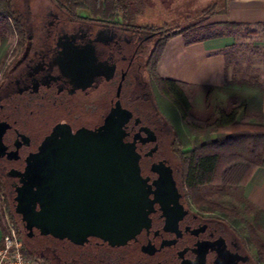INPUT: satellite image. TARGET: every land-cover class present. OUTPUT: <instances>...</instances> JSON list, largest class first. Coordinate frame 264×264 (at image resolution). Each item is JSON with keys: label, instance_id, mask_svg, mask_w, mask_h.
<instances>
[{"label": "flooded vegetation", "instance_id": "obj_1", "mask_svg": "<svg viewBox=\"0 0 264 264\" xmlns=\"http://www.w3.org/2000/svg\"><path fill=\"white\" fill-rule=\"evenodd\" d=\"M58 13L57 9L49 8L45 18L50 19L39 24L40 28L26 23V44L16 59L18 63L0 82V121L9 124L2 141L7 147L6 151L17 149L18 156L11 160L0 157L13 165L5 171L7 175L10 169L22 171L24 158L36 151L54 125H68L72 132L79 128L94 129L100 125L117 99L115 92L119 84L121 106L132 114L127 100H130V106L133 100L123 97V87L135 83L142 89L145 99L148 98L146 85L149 74L144 79L140 73L142 69L148 70V63L151 68L154 64L156 70L158 59L155 63L152 60L156 54L155 34L144 31L129 33L106 23L71 20ZM153 39L151 49L144 56L147 42ZM21 106L27 110V117L35 121L33 125L28 126L25 118L17 116ZM7 107H12L16 112L5 114ZM136 118L139 119L137 123ZM149 120V117L142 120L133 114L127 123L126 140H131L140 131L141 138L136 141V150L141 155L140 172L151 181L157 176L150 170L153 163L170 165L167 158H154L159 152V132ZM143 128L153 132L154 141H145ZM35 142L38 143L34 145ZM150 151L151 154H147ZM170 168L179 194L177 202L180 208H162L158 202H154L153 211L148 215L149 226L142 228L133 239L121 246H111L96 237H89L83 244L52 237L58 247H39L46 262L254 264L250 252L241 245L233 230L220 220V211L197 208L191 199L183 197L181 175L177 168ZM9 176L14 190L18 180Z\"/></svg>", "mask_w": 264, "mask_h": 264}, {"label": "trees", "instance_id": "obj_2", "mask_svg": "<svg viewBox=\"0 0 264 264\" xmlns=\"http://www.w3.org/2000/svg\"><path fill=\"white\" fill-rule=\"evenodd\" d=\"M52 1L58 14L67 19L106 23L129 33L155 34L154 63L168 39L175 35L181 36L185 44H192L232 36L240 28L247 34L254 33L246 24L210 21L214 16L226 14V0H205V4L198 6L196 3L193 8L195 0ZM151 11L162 19L160 24L140 22L143 17L150 18ZM10 34H15L17 45L24 48L26 22L21 19L15 0H0L2 58L6 55L3 49ZM192 88H205L206 92L195 96ZM146 91L148 98L145 99L142 89L133 83L123 87L122 94L131 97L133 103L130 106L127 100L128 107L142 120H145L144 110L162 118L169 132L168 164L177 168L181 175L183 197L191 199L197 208L219 210L220 220L233 230L254 258V264H264V210L243 193L254 169L264 167V112L260 106L264 76H233L218 86L200 87L162 77L153 64ZM255 104L257 111L252 109ZM166 108L173 109V115H167ZM247 115L253 120L247 119ZM6 162L0 159V212L6 209L16 224L22 239V253L34 258L37 264H48L39 247L31 244L21 219H15L18 214L12 209L14 190L12 178L3 166ZM34 233L40 236L36 230Z\"/></svg>", "mask_w": 264, "mask_h": 264}, {"label": "water", "instance_id": "obj_3", "mask_svg": "<svg viewBox=\"0 0 264 264\" xmlns=\"http://www.w3.org/2000/svg\"><path fill=\"white\" fill-rule=\"evenodd\" d=\"M120 88L119 84L117 99L100 125L72 132L58 123L24 158L22 171H8L18 180L14 211L29 237L36 230L74 244L96 237L121 246L149 226L154 202L162 208H180L170 166L153 163L150 170L156 178L150 181L142 176L141 155L136 150L141 134L138 131L131 140L125 139L133 114L121 106ZM8 128L7 122L0 121V157L17 159V149L6 151L2 141ZM142 130L145 141L155 140L152 131Z\"/></svg>", "mask_w": 264, "mask_h": 264}, {"label": "crops", "instance_id": "obj_4", "mask_svg": "<svg viewBox=\"0 0 264 264\" xmlns=\"http://www.w3.org/2000/svg\"><path fill=\"white\" fill-rule=\"evenodd\" d=\"M226 8V14L214 16L210 21L246 24L254 31L252 45L264 48V0H227ZM172 38L168 39L156 62V72L160 76L200 87L218 86L230 78L226 56L228 49L236 44L235 34L192 44H185L181 36ZM260 106L264 112V94L260 96ZM243 193L250 202L264 210V167L254 169ZM1 235L0 225V239Z\"/></svg>", "mask_w": 264, "mask_h": 264}, {"label": "rangeland", "instance_id": "obj_5", "mask_svg": "<svg viewBox=\"0 0 264 264\" xmlns=\"http://www.w3.org/2000/svg\"><path fill=\"white\" fill-rule=\"evenodd\" d=\"M196 3L198 6H200V5L205 4V0H195L194 5L191 8L195 7ZM15 4H16L19 14L21 15V19H23V21L26 23H31L33 27H36V28H40L41 26L39 24H42L46 19L49 18V17L45 18L46 11L49 8L54 11H56L57 9L52 0H15ZM149 14H151L150 18L145 19V17H143L140 19V22L157 23V24H160L162 22L161 21L162 19H160L158 15L153 14L152 11L149 12ZM248 30H252V29L248 28ZM235 35L237 36L236 44L232 46L230 49H228L227 56H226L227 62H228V68L230 71L229 79H231L233 76L241 77L243 75L245 76V75H252V74H260L261 76H264V48H258L256 46H253L251 43V39H252L251 37L253 36V34L252 33L247 34L246 30H244L243 28H240L239 31L235 32ZM178 37H179L178 35H175L173 36V38L172 37L171 38L176 39ZM171 38L169 39V41L171 40ZM154 40L155 39L147 42L146 48H145L146 53L144 54V56L147 55L148 50L151 49ZM16 41H17V36L15 34L8 35L6 46L3 49L4 51H7L6 55L3 58H2V55L0 57V82L7 76V74L18 63L16 59L19 57V55H21L22 49H24L22 46L17 45ZM28 45L29 43L27 44V48H28ZM27 48L24 50L23 53L26 52ZM153 59L154 57L152 58V60ZM15 60L16 62H14ZM149 65L150 64L148 63V70L147 68L146 70L142 69L140 73L144 79L148 78V74L150 75L151 66ZM166 75H167V72L164 73V76ZM192 92L195 96L197 94L201 96L204 94V92H206V89L205 88H192ZM113 97H114V89H113ZM254 100H255V97L253 101ZM138 103L142 104L145 107L147 106L145 103H143V101H139ZM19 109H20L19 113H16L17 116H20V118L22 119L25 118L28 126L33 125L35 121H32L31 118L27 117V110L22 106ZM252 109L254 111H257L258 105L255 104ZM166 111L168 112L167 115L169 116L170 114L173 115L172 114L173 109L171 110L169 108H166ZM11 112H16V111L13 110L12 107H7L4 111L5 114H9ZM151 114H152V118H150ZM143 116H145V118L149 117L150 119L149 121L152 122L151 123L152 127H155V130L159 132V144H158L159 152L157 155L154 156V158L156 157L168 158L169 156V149H168L169 134L168 133L169 132L167 128L165 127L162 118L158 114L149 112V110L148 111L144 110ZM246 118L249 120H253V118L249 117L248 115ZM37 143L38 142H35L34 145ZM3 166L5 167V170L7 171L8 168L12 167L13 165L10 164L9 162H6L3 164ZM14 206H15V203H13L12 205L13 210H14ZM4 213L6 214V216ZM5 217L14 223V221L10 219L7 210L2 208L0 212V223L5 219ZM17 218H20V216L18 215L15 216V219ZM14 225L16 226L15 223ZM41 236L34 235L33 233V235L29 237L31 238L30 240L31 244L35 247H45V246H50V247L57 246L58 247V244L54 239L43 236V235Z\"/></svg>", "mask_w": 264, "mask_h": 264}, {"label": "built area", "instance_id": "obj_6", "mask_svg": "<svg viewBox=\"0 0 264 264\" xmlns=\"http://www.w3.org/2000/svg\"><path fill=\"white\" fill-rule=\"evenodd\" d=\"M0 225V264H37L34 258L22 253V239L14 223L5 217Z\"/></svg>", "mask_w": 264, "mask_h": 264}]
</instances>
